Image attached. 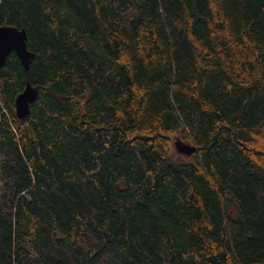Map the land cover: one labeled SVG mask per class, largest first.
Instances as JSON below:
<instances>
[{"label":"trees","instance_id":"trees-1","mask_svg":"<svg viewBox=\"0 0 264 264\" xmlns=\"http://www.w3.org/2000/svg\"><path fill=\"white\" fill-rule=\"evenodd\" d=\"M0 25L34 55L0 69V264H264V0H0Z\"/></svg>","mask_w":264,"mask_h":264},{"label":"water","instance_id":"water-1","mask_svg":"<svg viewBox=\"0 0 264 264\" xmlns=\"http://www.w3.org/2000/svg\"><path fill=\"white\" fill-rule=\"evenodd\" d=\"M27 34L24 28H17L10 25H0V69L4 65L10 52H15L21 65L25 70L29 68V63L34 57L33 52L29 51L26 46ZM38 90L29 82L24 89L15 98V113L18 118H23L29 113V105L32 103ZM186 154H190L194 148L190 145L182 148Z\"/></svg>","mask_w":264,"mask_h":264},{"label":"rangeland","instance_id":"rangeland-1","mask_svg":"<svg viewBox=\"0 0 264 264\" xmlns=\"http://www.w3.org/2000/svg\"><path fill=\"white\" fill-rule=\"evenodd\" d=\"M184 145L188 146L189 143L186 141H183L179 133H175L171 135V145H170V151H171V156L173 159L177 161H186V158L189 156V154H186L182 148Z\"/></svg>","mask_w":264,"mask_h":264}]
</instances>
